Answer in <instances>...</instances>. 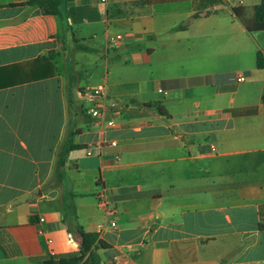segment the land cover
Segmentation results:
<instances>
[{"label":"crops","instance_id":"crops-1","mask_svg":"<svg viewBox=\"0 0 264 264\" xmlns=\"http://www.w3.org/2000/svg\"><path fill=\"white\" fill-rule=\"evenodd\" d=\"M28 1L0 0V264L79 259V228L98 264H264L263 0Z\"/></svg>","mask_w":264,"mask_h":264},{"label":"trees","instance_id":"trees-1","mask_svg":"<svg viewBox=\"0 0 264 264\" xmlns=\"http://www.w3.org/2000/svg\"><path fill=\"white\" fill-rule=\"evenodd\" d=\"M65 0H29L24 3V6L38 7L43 15L60 16L62 14V7ZM224 4V0H201L199 4V11L204 9L220 7ZM255 15L251 21L244 22L247 30L250 33L264 32V0L261 5L256 6ZM234 13L239 17L243 18L244 8H234ZM257 67L258 69H264V51L257 53ZM264 100V98H263ZM76 133H72L74 136ZM72 148H77L76 145H72ZM264 208V207H263ZM264 228V224L262 225ZM78 234L80 236V250L82 257L76 260L66 262L67 264L80 263L87 256L84 264H98L97 255L94 254V248L98 241V235L96 233L85 232L84 229L79 228ZM61 262L60 264H63Z\"/></svg>","mask_w":264,"mask_h":264},{"label":"built area","instance_id":"built-area-1","mask_svg":"<svg viewBox=\"0 0 264 264\" xmlns=\"http://www.w3.org/2000/svg\"><path fill=\"white\" fill-rule=\"evenodd\" d=\"M238 81L239 82L245 81V77L240 76L238 78ZM103 95H104V89L102 87H98V88H95L93 90L86 91L85 93L82 94V96L84 98H88V99H91L93 101H96L97 99H99V97H102ZM88 113L90 116H92L93 118H95L97 120L103 118V112L98 107H92L91 109L88 110ZM108 125L113 126V122H109ZM103 199H105V198H103ZM112 225L114 226L115 224L113 223Z\"/></svg>","mask_w":264,"mask_h":264},{"label":"rangeland","instance_id":"rangeland-1","mask_svg":"<svg viewBox=\"0 0 264 264\" xmlns=\"http://www.w3.org/2000/svg\"><path fill=\"white\" fill-rule=\"evenodd\" d=\"M254 15H255V9H254ZM71 108H69V130L70 132L73 131L72 133H75V129L78 124V121L80 119V116L82 115V109L81 107L77 106V105H70ZM76 111V112H75ZM78 112V114H76ZM61 154L63 155V151L61 152Z\"/></svg>","mask_w":264,"mask_h":264}]
</instances>
